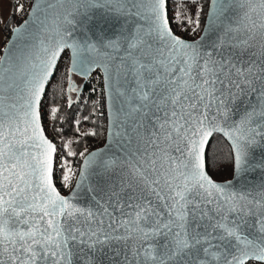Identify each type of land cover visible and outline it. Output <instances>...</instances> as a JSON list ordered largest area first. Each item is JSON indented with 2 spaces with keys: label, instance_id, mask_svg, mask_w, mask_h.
Listing matches in <instances>:
<instances>
[{
  "label": "snow or ice",
  "instance_id": "6c2138e0",
  "mask_svg": "<svg viewBox=\"0 0 264 264\" xmlns=\"http://www.w3.org/2000/svg\"><path fill=\"white\" fill-rule=\"evenodd\" d=\"M207 3L205 13L203 0H32L0 55V264H264V184L237 188L264 169L254 160L264 153V0ZM174 26L202 35L188 41ZM65 54L63 100L79 106L71 137L57 127L59 105L41 111ZM93 73L106 143L89 150L105 112L96 102L85 114L73 76L86 84ZM214 139L231 180L213 179Z\"/></svg>",
  "mask_w": 264,
  "mask_h": 264
},
{
  "label": "trees",
  "instance_id": "16d2710c",
  "mask_svg": "<svg viewBox=\"0 0 264 264\" xmlns=\"http://www.w3.org/2000/svg\"><path fill=\"white\" fill-rule=\"evenodd\" d=\"M203 3H204V9L206 13L208 9L207 0H203ZM13 14H14V8H13V12L11 14L10 20L8 21L6 25V33L10 32V29L13 27ZM169 15H172V5H169ZM205 19H206V16L201 17V21H200L201 30L203 29ZM174 31L176 32L177 35H179V33L181 32L179 31V29L175 28V26H174ZM198 32L201 33L202 31H198ZM66 67H67V54H65L59 61L56 71L54 73V76L50 84L47 86L46 96L41 106V111L43 114L44 111H47V107L52 105L53 103L59 105L61 108V111L58 114V116L65 117V120H64V123L61 124L58 119L57 127H62L64 129L63 134L65 137H71L75 135V133L72 130L71 121L74 119L75 113L78 111L79 106H74L73 109L69 111L64 103L63 96L67 95V92H66L67 77L65 75ZM76 79L80 80L81 84L83 83L81 79L73 76V81L75 83H76L75 81ZM93 87H95L96 89L95 92L90 91ZM71 95L73 99H75V93H72ZM103 95L104 94H103V89H102V80L98 79L97 74L94 73L92 75V78L89 79L88 82L85 84L84 91H83V96L88 98V108L85 109V114H88V109L92 108L93 104L96 102H99L98 104H96V107L99 108V111L105 112ZM43 127L45 129V133L47 137L50 140H53L57 144V147L59 148L61 145V141L59 139L60 134L55 133L53 131L52 121L48 119L47 117H45ZM88 127H90V125H82V130H86ZM105 127H106V113H105V116L100 117L97 121L96 130L100 133V135L96 137H89L87 139V147L89 148V150H95L104 145ZM82 147H84L83 142L81 143L79 148H82ZM212 149L218 153L216 163L213 165V171H212L213 179L218 182H224L226 180L231 179L232 177L231 164L227 159L226 149H224L223 144L218 145L216 143V140L214 139L212 141ZM57 158H59V153L57 155ZM74 165L78 170L79 160H74ZM54 183H55L56 188L59 190V192L62 195H67L71 190V188L66 190V187H64L62 183V179H61V170L59 168L55 169ZM74 183H75V180H73L72 188L74 186Z\"/></svg>",
  "mask_w": 264,
  "mask_h": 264
},
{
  "label": "water",
  "instance_id": "95a60500",
  "mask_svg": "<svg viewBox=\"0 0 264 264\" xmlns=\"http://www.w3.org/2000/svg\"><path fill=\"white\" fill-rule=\"evenodd\" d=\"M64 7H65V8H69L70 5H65ZM229 15H231V13H229ZM27 18H28V16H27ZM27 18H26V19H27ZM205 22H206V19H205ZM204 26H205V23H204ZM203 28H204V27H203ZM200 35H202V32H201ZM209 35H210V37L214 38L213 33H210ZM199 37H200V36H199ZM199 37H198L197 39H199ZM11 38H12V33L10 34L9 39L7 40L6 44L4 45L3 50L5 49V46L8 44V42H9V40H10ZM197 39H196V40H197ZM185 40H186V39H185ZM188 41H189V40H188ZM193 41H194V40H193ZM3 50H2L1 55L4 54ZM93 74H94V73H93ZM75 77L81 79V78L78 77V76H75ZM87 82H88V81H87ZM102 83H103V82H102ZM82 84H84V87H85V83H84V81H83ZM46 89H47V88H46ZM105 113H106V112H105ZM45 134H46V133H45ZM46 136H47V135H46ZM105 143H106V140H105ZM105 143H104V145H105ZM104 145H103V146H104ZM103 146H102V147H103ZM100 148H101V147H100ZM112 152L115 153V154H117V155H123V149H122V146L120 145L119 141L113 143V145H112ZM254 160H256V161L264 160V153H261L260 151H257V152L255 153ZM232 178H233V176L231 177V179H232ZM231 179H229V180H231ZM226 181H228V180H226ZM53 182H54V176H53ZM54 184H55V183H54ZM261 184H264V169H260L259 167H257L255 171L250 170L246 175H244V176L240 179V181L237 183V188H238V189L243 188V189H246V190H250V189H253V188H258ZM74 187H75V183H74L73 188H74ZM57 190H58V189H57ZM58 191H59V190H58ZM71 191H72V189L70 190V192H69L67 195H64V196H69V195H71ZM90 195H91V193L83 192V193H81V195L79 196L78 199H79V201H80L81 203H86V202L88 201ZM77 264H78V262H77ZM105 264H107V261H105Z\"/></svg>",
  "mask_w": 264,
  "mask_h": 264
},
{
  "label": "crops",
  "instance_id": "0c3cea01",
  "mask_svg": "<svg viewBox=\"0 0 264 264\" xmlns=\"http://www.w3.org/2000/svg\"><path fill=\"white\" fill-rule=\"evenodd\" d=\"M15 0H0V51L4 47L6 25L13 12Z\"/></svg>",
  "mask_w": 264,
  "mask_h": 264
},
{
  "label": "built area",
  "instance_id": "2783aa9c",
  "mask_svg": "<svg viewBox=\"0 0 264 264\" xmlns=\"http://www.w3.org/2000/svg\"><path fill=\"white\" fill-rule=\"evenodd\" d=\"M18 3H21V4L24 5V12L19 13V14L16 12V7H17ZM31 3H32V0H15V3H14V14H13V26L22 24L23 21L27 18L28 12H29L30 7H31ZM10 34H11V31L6 33L4 45L6 44L7 40L9 39ZM179 36H182L184 39L187 37L186 33H183V32H180ZM197 38L198 37H190V38H186V39L189 40V41H193V40H196ZM3 48H2V50H3ZM2 50L0 51V55L2 53ZM68 189H70V188H66V190H68Z\"/></svg>",
  "mask_w": 264,
  "mask_h": 264
},
{
  "label": "rangeland",
  "instance_id": "374dc122",
  "mask_svg": "<svg viewBox=\"0 0 264 264\" xmlns=\"http://www.w3.org/2000/svg\"><path fill=\"white\" fill-rule=\"evenodd\" d=\"M203 27H204V26H203ZM179 31H180V30H179ZM181 32H183V31H181ZM183 33H186V35H187L186 38H190V37H199L200 34H201V33H199V32H197V33H195V34H189L188 32H183ZM75 81H76V83H77L78 85L81 84V81H80V80L76 79ZM57 169H58V167H57Z\"/></svg>",
  "mask_w": 264,
  "mask_h": 264
}]
</instances>
